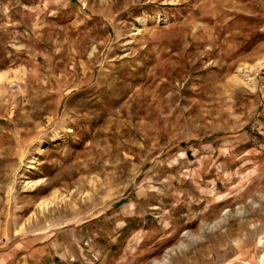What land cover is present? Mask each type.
Listing matches in <instances>:
<instances>
[{
    "label": "rangeland",
    "instance_id": "1",
    "mask_svg": "<svg viewBox=\"0 0 264 264\" xmlns=\"http://www.w3.org/2000/svg\"><path fill=\"white\" fill-rule=\"evenodd\" d=\"M264 264V0H0V264Z\"/></svg>",
    "mask_w": 264,
    "mask_h": 264
},
{
    "label": "bare ground",
    "instance_id": "2",
    "mask_svg": "<svg viewBox=\"0 0 264 264\" xmlns=\"http://www.w3.org/2000/svg\"><path fill=\"white\" fill-rule=\"evenodd\" d=\"M155 264H158V263H155Z\"/></svg>",
    "mask_w": 264,
    "mask_h": 264
}]
</instances>
